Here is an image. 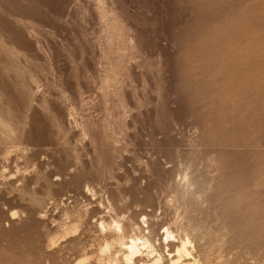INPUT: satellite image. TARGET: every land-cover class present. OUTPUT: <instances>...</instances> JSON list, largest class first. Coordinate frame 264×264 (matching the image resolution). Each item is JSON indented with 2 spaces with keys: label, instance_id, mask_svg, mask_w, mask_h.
Instances as JSON below:
<instances>
[{
  "label": "rangeland",
  "instance_id": "rangeland-1",
  "mask_svg": "<svg viewBox=\"0 0 264 264\" xmlns=\"http://www.w3.org/2000/svg\"><path fill=\"white\" fill-rule=\"evenodd\" d=\"M187 171L264 264V0H0V264H101L107 199L162 234Z\"/></svg>",
  "mask_w": 264,
  "mask_h": 264
},
{
  "label": "bare ground",
  "instance_id": "bare-ground-1",
  "mask_svg": "<svg viewBox=\"0 0 264 264\" xmlns=\"http://www.w3.org/2000/svg\"><path fill=\"white\" fill-rule=\"evenodd\" d=\"M205 180L203 181L198 172L195 171H187L181 174L177 184L175 183L176 196L174 195L178 202L177 206H179V217L181 219L178 217L179 220L176 219L177 221L174 222L175 226H172L173 228L167 226L162 234L153 224L152 219L148 217L151 216L150 214L144 213L138 219L134 214H125L123 211L118 213L110 199H107V204L104 202L106 207H104L109 209L111 220L108 216H105V218L103 216L99 218L100 221L96 225L97 230L104 236V241L102 239L103 243L99 247L100 255L98 254L101 264H238L235 262L237 259H232L229 255H227L228 257L225 256L226 254H223L220 248L221 243H227V240L220 242V246H218L219 243H215L214 237L216 236H214L213 225L209 226L211 222L205 223V220H203L202 222L206 224L203 226L198 221V219L201 221L200 215L208 210L204 208V213L200 212L201 214H199L203 206L207 205L205 202L211 194L209 191H212V187H210L213 185L212 180H209L212 185L207 183L209 181L205 182ZM207 195L209 196L207 197ZM101 210L104 211L103 207ZM209 210L212 212L214 209L209 208ZM13 212L11 218L15 219L18 213ZM106 217L110 221H106ZM218 218L219 216H217ZM203 219H206V217ZM207 225L212 228L209 229L206 227ZM162 241L165 246H163ZM169 247H176L177 249H174L175 254L170 252L166 256ZM163 249L167 251L165 252ZM162 251L166 255H163Z\"/></svg>",
  "mask_w": 264,
  "mask_h": 264
}]
</instances>
